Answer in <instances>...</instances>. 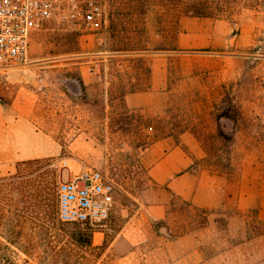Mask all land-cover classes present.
Listing matches in <instances>:
<instances>
[{"label": "rangeland", "instance_id": "1", "mask_svg": "<svg viewBox=\"0 0 264 264\" xmlns=\"http://www.w3.org/2000/svg\"><path fill=\"white\" fill-rule=\"evenodd\" d=\"M101 2L94 24L51 21L31 38L25 60L0 73L4 114L49 147L0 168V264H161L154 237L124 257L108 247L136 212L123 197L135 202L133 194L149 185L143 152L181 135L198 145L186 149L197 173L218 178L234 195L241 186L258 193L260 206L241 217L248 237L264 234V7L197 18L183 13L192 0ZM226 95L239 110L230 141L216 128ZM221 123L232 131L229 121ZM81 166L114 183V203L99 228L57 219V183ZM169 211L178 231L206 226L207 213L180 198ZM94 232L107 247L93 245ZM100 239L96 234L95 243ZM206 246L207 254L216 249Z\"/></svg>", "mask_w": 264, "mask_h": 264}, {"label": "crops", "instance_id": "2", "mask_svg": "<svg viewBox=\"0 0 264 264\" xmlns=\"http://www.w3.org/2000/svg\"><path fill=\"white\" fill-rule=\"evenodd\" d=\"M179 139L176 142L171 137L162 138L143 152V158L148 162L149 185L133 194L138 205L136 212L108 249L119 257L132 255L141 243L154 237L158 241L156 250L161 256V264H264V234L248 237L241 217L244 212L260 206L258 193H248L241 186L234 195L218 178L197 173L191 153L198 145L187 135H181ZM43 140L29 125L5 115L0 107V168L46 155L49 147ZM176 197L195 211H206V226L197 231H178L169 211ZM232 207L235 214L227 211ZM218 218L225 219L224 229L218 228ZM155 222L167 224L174 238L158 236L152 229ZM96 234L101 235L99 243L94 241ZM202 238L207 241L204 243ZM92 239L93 245L99 246L104 235L94 232ZM207 244L216 248L211 254L206 253Z\"/></svg>", "mask_w": 264, "mask_h": 264}, {"label": "built area", "instance_id": "3", "mask_svg": "<svg viewBox=\"0 0 264 264\" xmlns=\"http://www.w3.org/2000/svg\"><path fill=\"white\" fill-rule=\"evenodd\" d=\"M102 14L101 0H0V73L22 63L31 38L51 21L80 29ZM114 183L96 168L81 166L56 187L57 219L82 228L102 227L114 203Z\"/></svg>", "mask_w": 264, "mask_h": 264}, {"label": "trees", "instance_id": "4", "mask_svg": "<svg viewBox=\"0 0 264 264\" xmlns=\"http://www.w3.org/2000/svg\"><path fill=\"white\" fill-rule=\"evenodd\" d=\"M223 3H216L215 0H192L190 3L183 5V13L186 16H192L197 18H211V17H228L231 16L236 9L246 8H263L264 0H222ZM81 89L83 84L81 79L77 78ZM223 104L226 106L217 115L216 128L218 135L225 141H230L233 135V129L237 123V117L239 116V110L232 103V99L229 95H226L223 99ZM221 120L229 121L232 124V131L227 132L223 127ZM178 198V197H177ZM125 201H130L132 205L137 209L138 205L131 201L130 198L124 196ZM185 202V201H184ZM187 203V202H186ZM174 204L172 202L171 206ZM188 204V203H187ZM199 213H205L204 210H198ZM206 220L204 219V224ZM153 230L158 236H162L166 239H173L174 235L170 233L169 227L164 222L153 223ZM102 247H107V240L104 239Z\"/></svg>", "mask_w": 264, "mask_h": 264}, {"label": "water", "instance_id": "5", "mask_svg": "<svg viewBox=\"0 0 264 264\" xmlns=\"http://www.w3.org/2000/svg\"><path fill=\"white\" fill-rule=\"evenodd\" d=\"M79 241H80V242H84V241H86V238H85V237H80V238H79Z\"/></svg>", "mask_w": 264, "mask_h": 264}]
</instances>
